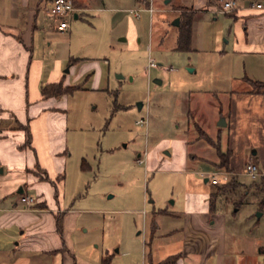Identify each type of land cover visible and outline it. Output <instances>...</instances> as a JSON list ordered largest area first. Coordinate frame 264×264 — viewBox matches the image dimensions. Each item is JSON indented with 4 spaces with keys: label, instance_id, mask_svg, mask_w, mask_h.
<instances>
[{
    "label": "rangeland",
    "instance_id": "rangeland-1",
    "mask_svg": "<svg viewBox=\"0 0 264 264\" xmlns=\"http://www.w3.org/2000/svg\"><path fill=\"white\" fill-rule=\"evenodd\" d=\"M83 4L77 18L64 17L70 28L50 30L48 49L49 56L81 58L78 65L85 63L86 73L99 72L95 89L91 78L67 97L61 174L65 208L79 213L75 253L93 264L107 256L106 264H149L172 250L160 235L181 226L183 208L209 202L227 219L222 264H264L262 177L245 171L252 163L264 175V102L244 96L250 89L244 76L252 72L254 80H264V67L244 65L231 51L229 17L206 6L199 5L203 11L191 18L190 49L176 50L184 24H175L179 9L196 6V0ZM45 15L52 25L61 20ZM150 58L157 67L148 68ZM221 119L225 125L219 126ZM15 126L13 118L0 119V130ZM216 148L224 154L232 149V169L229 161L227 167L219 166L220 159L211 162ZM138 154L142 163L136 162ZM201 170L228 171L232 185L205 182L208 173ZM24 194L36 199L31 191ZM24 194L13 195L18 208L28 207ZM46 264H56L54 257Z\"/></svg>",
    "mask_w": 264,
    "mask_h": 264
},
{
    "label": "crops",
    "instance_id": "crops-1",
    "mask_svg": "<svg viewBox=\"0 0 264 264\" xmlns=\"http://www.w3.org/2000/svg\"><path fill=\"white\" fill-rule=\"evenodd\" d=\"M51 1L0 0V119L10 117L16 124L12 130H0V264H46L49 256L54 257L56 264H93L75 253L73 235L79 213L65 208L61 171L67 152V97L85 89V83L91 78V88L95 89L99 72L86 73L85 63L78 65L83 61L81 58L67 60L69 56H49L50 30L58 29V24L52 25L45 15ZM70 1L77 9L72 15L77 18L86 8L84 0ZM218 1L196 0V6L180 8L178 25L203 11L196 9L199 5L209 10L216 8ZM253 2L260 3L262 8H251ZM149 9L145 10L153 13ZM136 12L133 11L134 16L139 17ZM223 15L231 21V51L245 61V66L250 63L252 68V63H258L264 67V0H237V8ZM69 32L72 31L69 29ZM191 40L192 35L190 44ZM67 62L68 68L63 71ZM68 74H72L71 81ZM252 77V72L244 76L250 86L244 96L263 103L264 92H254L250 81L264 80ZM57 83L80 88L60 96L43 95V87ZM227 149L231 153L232 169L233 151ZM215 151L217 159L211 162L219 160ZM84 162L82 166L86 168ZM210 171L201 170L202 173ZM259 176L264 180L262 172ZM204 181L207 182L206 177ZM28 191L36 199L24 194ZM14 193L27 195L33 202L18 208L13 201ZM181 215L179 228L160 235L167 236L165 245L172 250L155 261L149 258V264H159L174 255L178 259L173 264H209L213 259L216 264H222L226 252L225 212L209 202L198 205L195 202L183 208ZM153 229L159 232L160 227L153 224ZM18 230L20 237L15 235ZM157 236L155 246L159 249Z\"/></svg>",
    "mask_w": 264,
    "mask_h": 264
},
{
    "label": "built area",
    "instance_id": "built-area-1",
    "mask_svg": "<svg viewBox=\"0 0 264 264\" xmlns=\"http://www.w3.org/2000/svg\"><path fill=\"white\" fill-rule=\"evenodd\" d=\"M220 1V7L219 8H211L209 11H211L213 14H226L230 13L233 10L237 8V0H219ZM251 8L255 9H261L262 5L260 3H251ZM76 8L73 6L72 2L70 0H52L50 2L49 7L47 8V12L51 15H55L61 18H64L66 16H71L72 14H75ZM151 10V9H149ZM136 15L138 16V13L136 12ZM57 28L61 31L67 30L68 23L66 20H61L58 23ZM154 68L157 67L155 61L153 58H150L148 60V68ZM136 162L142 163L141 155L138 154V158H136ZM246 174L251 176L252 178H255L259 175L257 172V168L252 163H247L245 166ZM207 181H209L213 185H220L223 183H226L231 178V173L228 171H212L207 174ZM22 202L26 205H30L33 202V198L29 196H24L21 198Z\"/></svg>",
    "mask_w": 264,
    "mask_h": 264
},
{
    "label": "trees",
    "instance_id": "trees-1",
    "mask_svg": "<svg viewBox=\"0 0 264 264\" xmlns=\"http://www.w3.org/2000/svg\"><path fill=\"white\" fill-rule=\"evenodd\" d=\"M191 19L188 18L185 23L183 24V29L181 30L179 37H178V44L176 47V50L179 51H185V50H189L190 47V38H191ZM252 87L254 88V92H264V82H252L250 81ZM79 86H70V87H63L61 83H57V84H49L46 85L45 87H43V95L45 96H60L62 94L65 93H70L76 89H79ZM207 140V139H206ZM208 141V140H207ZM209 143L211 144V142L209 141ZM219 159H220V165L221 167L225 166L227 167L228 165V161H229V157H230V151L227 152V154H224L222 152H220V150L218 148H216ZM226 156V157H225ZM53 185L54 182L52 181ZM228 182H226L224 184V187L226 186H230L227 185ZM259 188L261 189L262 193L264 194V180L261 179L260 183L258 184ZM212 202V200H211ZM261 205H264V196L262 198V200L260 201ZM158 212H161L160 210ZM165 212V211H163ZM261 252L264 253V249H261ZM178 259L177 255L168 257L167 259H165L164 261H162L159 264H173L176 260ZM109 260V257H105V259L101 262V264H106Z\"/></svg>",
    "mask_w": 264,
    "mask_h": 264
},
{
    "label": "water",
    "instance_id": "water-1",
    "mask_svg": "<svg viewBox=\"0 0 264 264\" xmlns=\"http://www.w3.org/2000/svg\"><path fill=\"white\" fill-rule=\"evenodd\" d=\"M175 24L178 25V19H176ZM155 82L160 83L159 80H155ZM221 120H222V122H219L218 125H220V126H221V125H225V123L223 122V119H221ZM205 180H206V179H205Z\"/></svg>",
    "mask_w": 264,
    "mask_h": 264
}]
</instances>
